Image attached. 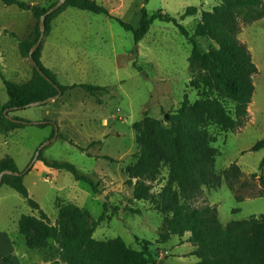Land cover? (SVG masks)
Here are the masks:
<instances>
[{"label":"rangeland","instance_id":"obj_1","mask_svg":"<svg viewBox=\"0 0 264 264\" xmlns=\"http://www.w3.org/2000/svg\"><path fill=\"white\" fill-rule=\"evenodd\" d=\"M24 1L49 7L57 0ZM96 1L135 26L143 5L150 14L163 9L173 16L189 4L205 6L203 0ZM198 18V13L188 15L181 23L192 33ZM37 21L31 10L0 0V69L6 78L23 82L31 77L32 64L20 54L19 40L37 37ZM243 24V37L257 63L251 97L254 104L244 123L235 129L220 131L214 123L209 125L215 151L205 163L201 182L183 190L172 181L168 141L155 135L159 127L167 130L171 126L167 115L174 113L184 100L190 111L195 110L199 95L194 80L199 64L188 61L191 43L171 22L155 19L135 44L132 32L115 19L72 6L64 7L50 20L40 43V60L61 84L89 83L106 89L91 95L75 87L46 104L10 112L29 121L55 120L64 138H49L51 125L28 123L9 132L0 123V156L15 159L19 170L24 171L23 183L29 196L49 217L57 215L59 199L76 203L97 219L107 200L118 209L113 215L110 208L107 210L105 219L95 228L94 238L106 241L121 237L139 248L141 240L135 239L138 236L151 242L150 257L156 264L163 260L168 264H192L174 257L179 250L172 247L175 236L157 241L158 227L172 204L209 206L216 210L222 223L264 213V163L263 171L259 170L264 147L251 149L264 137V17L248 23L239 21V27ZM196 40L204 50L217 45L208 35L196 36ZM6 100V88L0 78V110ZM46 141L49 142L41 149L45 158L73 163L93 178L98 192H93L86 182L74 179L69 171L50 168L42 160L36 159L29 168L36 150ZM145 145L154 156L149 164L139 167V151ZM136 173H142L140 179L149 186L145 199L132 197ZM261 173L263 178H259ZM101 194L106 200L100 199ZM35 210L16 190L4 183L0 185V264H47L34 263L26 257L33 250L18 232V218ZM63 219L70 222L68 217ZM32 235L44 239L34 229ZM43 247L51 264H87L73 260L75 253L67 258L58 242L50 237L45 238ZM164 251L169 254L166 259L161 254Z\"/></svg>","mask_w":264,"mask_h":264},{"label":"trees","instance_id":"obj_2","mask_svg":"<svg viewBox=\"0 0 264 264\" xmlns=\"http://www.w3.org/2000/svg\"><path fill=\"white\" fill-rule=\"evenodd\" d=\"M4 4H15L19 8L29 9L38 19L51 7L39 4H30L24 0H1ZM72 6L81 10L94 13H102L113 18L127 31L132 32L134 42L137 44L149 31L155 19L171 22L178 31L191 43L188 56L190 63H198L199 70L195 76V84L198 89L199 99L196 101L195 110L190 111L188 102L184 100L182 105L174 113H168V121L171 126L164 130L161 127L155 135L168 141L170 174L172 181L186 190L195 182L204 179L205 163L213 156L215 148L211 145L212 139L208 127L211 123L220 131L235 129L244 123L248 115L247 106L251 101L254 84L252 75L257 72V67L251 58V53L246 43L238 37L239 21L248 23L264 17L263 0H219L212 11H202L201 20L196 24L192 33L181 23L188 15H194L198 9L194 5L187 6L178 16L158 9L154 13H148L143 5L140 8L141 18L137 26L131 22L113 15L106 6L96 0H65L54 12L45 18V31L50 27V20L64 7ZM208 16H214L211 20ZM40 31L34 40L24 37L19 40V50L22 56L28 57L29 50L38 39ZM209 36L216 40V46L204 50L197 42L196 36ZM40 45L33 52L41 71L50 78L48 81L33 65L31 77L23 82L6 78L0 69V78L7 92V100L0 110V123H4L8 129L19 128L29 122L16 115H10L17 109L26 108L30 102L53 97L58 89L62 93L68 89L80 87L95 95L106 87L89 83L61 84L56 75L45 67L40 60ZM46 104V103H43ZM42 104V105H43ZM7 108L8 115L19 121L12 120L4 114ZM50 120V119H44ZM148 122V119H144ZM56 123L55 120H52ZM38 126L51 125V121L37 122ZM57 136L64 138L58 132ZM91 143H95L92 141ZM264 147V137L257 140L251 147L257 150ZM42 149V148H41ZM40 152L37 159L50 168L69 171L73 178L86 182L93 192H98L97 183L89 175L84 174L70 162H60L45 158ZM83 150V149H82ZM148 146H142L139 155V167L149 164L153 158ZM264 157L259 170H262ZM31 167V166H30ZM29 167V168H30ZM10 170L20 172L14 158L10 155L0 157V172ZM23 173H7L2 177L1 184H7L25 197L27 203L38 211V216L23 214L18 220V232L26 239L30 248L44 246L45 238H52L60 245L67 258L73 255V260H81L87 264L106 262V264H149L155 263L150 256V244L147 239L141 240L140 248L127 245L121 237H115L106 241L93 237V231L100 221L106 217L110 208L114 214L118 207L104 201V210L97 219L91 217L87 209L78 206L72 201H60L58 199L57 217L54 223L40 208L39 204L29 196L27 187L23 183ZM142 173H136L137 180L133 186L132 197L145 199L149 191ZM263 178V174L259 176ZM157 230V241H167L172 234L182 235L190 231V241L195 246L194 253L199 258L193 264H264V213L258 216H250L244 219H236L235 222L222 223L215 209L205 206L203 208L191 207L186 203L175 202L167 210ZM165 213V210H162ZM68 217L70 222L63 218ZM110 216H108L109 218ZM212 223L215 225L212 226ZM72 225V230L70 229ZM36 234L43 235L44 239L33 237L32 230ZM139 241V238L135 236ZM78 255H82L80 258Z\"/></svg>","mask_w":264,"mask_h":264},{"label":"crops","instance_id":"obj_3","mask_svg":"<svg viewBox=\"0 0 264 264\" xmlns=\"http://www.w3.org/2000/svg\"><path fill=\"white\" fill-rule=\"evenodd\" d=\"M264 1V0H263ZM203 4H205V6L204 7H202L201 5L199 6V7H197V9H198V11H197V13L199 14V18H198V22L201 20V15H202V11H212V9L214 8V6H216V5H218L219 4V0H203ZM190 5V4H189ZM189 5H186L184 8H183V11H184V9L187 7V6H189ZM195 6V5H194ZM162 11H164L163 9H162ZM182 11V12H183ZM196 13V14H197ZM181 14V13H180ZM197 22V23H198ZM196 23V24H197ZM139 24V23H138ZM196 26V25H195ZM243 26H244V24L243 25H241V27H240V29H239V31H238V34H237V37L241 40V41H243L244 43H246V45H247V42H246V39L243 37ZM194 29H195V27H194ZM194 29H192V32L194 31ZM247 47L249 48V46L247 45ZM249 51H250V48H249ZM250 53H251V51H250ZM21 54V53H20ZM21 56V55H20ZM251 58H252V53H251ZM252 60H254L253 58H252ZM254 63H255V65H256V67H257V63L255 62V61H253ZM256 73V72H255ZM255 73L252 75V81H253V79H254V77H255ZM253 84H254V81H253ZM250 103H251V101L249 102V104H248V106H247V109H248V114H250ZM72 125V124H71ZM73 126V125H72ZM17 130V128H13V129H9V132H15L16 130ZM15 130V131H14ZM3 156H5V155H3ZM0 157H2V156H0ZM15 160V159H14ZM16 162V161H15ZM17 164V163H16ZM111 205V204H110ZM37 210H35L33 213H31V214H26V215H33V216H37ZM57 213H58V210H57ZM116 213V212H115ZM107 214V213H106ZM111 215H113V214H111ZM22 216V215H21ZM20 216V217H21ZM19 217V218H20ZM48 217H49V215H48ZM54 217V218H53ZM53 217H49L50 218V220L52 221V223H54L55 222V220H56V217H57V215H55V216H53ZM19 218H18V220H19ZM54 219V220H53ZM162 222V221H161ZM159 228V227H158ZM95 232H96V229L93 231V237H94V234H95ZM190 235H191V232L190 231H185L182 235H178V234H172L170 237H169V239L170 238H172L173 236H175L176 237V243H174L173 245H172V247H175V248H179V250L174 254V257L178 260V261H180V262H182V261H192V264L194 263V262H196L199 258L197 257V255L194 253V249H195V246L192 244V242L190 241ZM23 236V235H22ZM157 236H158V234H157ZM24 237V236H23ZM138 237V236H137ZM139 238V240H142V239H144V238H140V237H138ZM158 238V237H157ZM24 239H25V237H24ZM95 239H97V240H104V239H99V238H96L95 237ZM106 240V239H105ZM148 240V239H147ZM125 242V241H124ZM126 243V242H125ZM25 244L27 245V242H26V239H25ZM127 244V243H126ZM138 244V243H137ZM127 245H129V244H127ZM139 245V244H138ZM28 246V245H27ZM129 246H131V245H129ZM141 246V245H140ZM140 246H139V248H140ZM29 247V246H28ZM131 247H133V246H131ZM30 248V247H29ZM133 248H136V247H133ZM33 251H32V253H27L26 254V257L30 260V261H32V262H34V261H46L47 262V264H51L50 262H51V259L49 258L50 256L48 255V256H44V255H46L47 254V249H44V247L42 246V247H35V248H31ZM138 249V248H137ZM161 254H162V256H163V259H166V258H168V256H169V254L167 255L166 253H165V251L164 252H161ZM55 260V259H54ZM163 264H168V263H166L165 262V260H163V261H161ZM34 263H37V262H34ZM57 264H63V262H59V263H57ZM170 264V263H169Z\"/></svg>","mask_w":264,"mask_h":264},{"label":"water","instance_id":"obj_4","mask_svg":"<svg viewBox=\"0 0 264 264\" xmlns=\"http://www.w3.org/2000/svg\"><path fill=\"white\" fill-rule=\"evenodd\" d=\"M65 2V0H57L51 7H49L46 11H45V13H43L41 16H40V18H39V24H40V34H39V37H38V39L35 41V43H34V45L31 47V49L29 50V56H28V58H29V60H30V62H31V64L48 80V81H51L50 80V78L48 77V76H46L42 71H41V69L39 68V66H38V64H37V62H36V60L34 59V57H33V52L35 51V49L40 45V43H41V40H42V38H43V36H44V31H45V18H46V16L48 15V14H50V13H52V12H54L56 9H58L63 3ZM62 94V90H60V89H58V92H57V94H55L53 97H48V98H46V99H43V100H38V101H33V102H30L29 104H28V106H33V105H40V104H43V103H47V102H49L50 100H55V99H57L60 95ZM8 110H7V108H5L4 110H3V112H4V114L5 115H7V117L8 118H10V119H12V120H15V121H19V120H17L16 118H13V117H11L10 115H8V112H7ZM39 121H41V122H48V121H51L52 123H53V125H54V129H55V133H54V135L52 136V139H54L55 137H57V133H58V125H57V123H55L54 121H52V120H32V121H29V122H27V121H23L24 123H26V124H28V123H32V124H36L37 122H39ZM49 141H46V142H44V143H42L39 147H38V149L36 150V153H35V155H34V157H33V160H32V162L30 163V165H29V167L32 165V163L37 159V156H38V154H39V152H40V149L46 144V143H48ZM7 173H12V174H17V173H22V171H20V172H15V171H10V170H3L2 172H0V183H1V181H2V177H3V175L4 174H7ZM100 199H104V200H106V198H105V195L104 194H101L100 195ZM157 264H163L161 261H159Z\"/></svg>","mask_w":264,"mask_h":264},{"label":"bare ground","instance_id":"obj_5","mask_svg":"<svg viewBox=\"0 0 264 264\" xmlns=\"http://www.w3.org/2000/svg\"><path fill=\"white\" fill-rule=\"evenodd\" d=\"M254 104V102L251 100V103H250V106L249 107H252Z\"/></svg>","mask_w":264,"mask_h":264}]
</instances>
